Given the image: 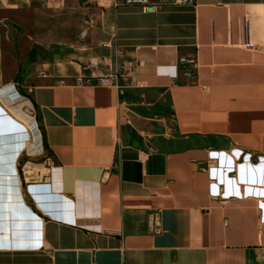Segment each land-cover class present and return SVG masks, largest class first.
<instances>
[{
  "label": "crops",
  "instance_id": "obj_1",
  "mask_svg": "<svg viewBox=\"0 0 264 264\" xmlns=\"http://www.w3.org/2000/svg\"><path fill=\"white\" fill-rule=\"evenodd\" d=\"M89 1L0 0L59 23L32 63L0 26V264H264V0ZM134 89L188 145L142 147L138 118L124 131ZM34 119L38 180L20 171Z\"/></svg>",
  "mask_w": 264,
  "mask_h": 264
},
{
  "label": "rangeland",
  "instance_id": "obj_2",
  "mask_svg": "<svg viewBox=\"0 0 264 264\" xmlns=\"http://www.w3.org/2000/svg\"><path fill=\"white\" fill-rule=\"evenodd\" d=\"M91 2H96V0L89 1V7H93ZM83 5V2H81ZM46 6V5H45ZM41 8L36 4V8ZM75 11L78 9L71 8ZM92 12V11H89ZM89 12H87V17ZM5 18L4 23L0 24L3 30L6 32L8 42L12 45V37H15V45L13 48L17 50V53L21 56V53L27 51L28 60L30 63L34 61H41L47 58V53L44 49L37 47L33 39H50L51 35L54 34L52 31L53 27L58 25V22L52 21L50 17L49 20L46 18H34L31 15L30 9H19L15 12L5 11L0 13ZM86 16H82L81 24ZM41 20V22H39ZM47 21L49 23H47ZM13 31V33H11ZM52 31V32H51ZM26 57V55H25ZM26 62V61H23ZM126 103L124 104L123 110V129L129 132L130 128L133 127L132 124L138 122V128L144 133L148 132L149 135L141 142V146L147 149H160V150H175L183 148L188 145L185 141L177 138H167L164 133L169 131V128L174 127L173 117L169 115L168 107L165 103L157 101L154 105H150L151 102L157 100V93L151 92L143 89H134L124 94ZM143 114V115H141ZM161 116L163 119L161 122ZM131 120V123L128 121ZM139 120V121H138ZM31 128V124L29 125ZM134 128V127H133ZM152 134V135H150ZM35 138V137H34ZM31 151L29 155H25L20 163V171L25 172L30 179H40V172H46V163L49 161L48 151L46 148L37 149L35 141L29 145ZM43 152V153H41Z\"/></svg>",
  "mask_w": 264,
  "mask_h": 264
},
{
  "label": "built area",
  "instance_id": "obj_3",
  "mask_svg": "<svg viewBox=\"0 0 264 264\" xmlns=\"http://www.w3.org/2000/svg\"><path fill=\"white\" fill-rule=\"evenodd\" d=\"M114 5L118 6L120 4H127V5H141L143 7L144 10L147 9V4L149 0H110ZM180 1H189V2H193V0H180ZM92 19L87 18L85 19V23L83 25V28L81 30V38H85L88 35V30L89 27L92 26ZM245 46L247 48H253V43H251L249 40L246 42ZM194 58H190V57H182L180 59V65L184 71V73L187 76L193 77L195 75V66H194ZM42 76L47 77V74L45 72L41 73ZM101 82L104 81V79L99 80ZM95 81L93 78L91 77H85V76H81L78 78L77 83L78 84H93ZM22 98H24L23 95H20ZM32 128H30V134L31 136L40 137V148H42V150H44V145H43V141H42V134H41V130L39 127V123L37 122L36 119H34V122L31 123ZM156 219V218H155Z\"/></svg>",
  "mask_w": 264,
  "mask_h": 264
},
{
  "label": "trees",
  "instance_id": "obj_4",
  "mask_svg": "<svg viewBox=\"0 0 264 264\" xmlns=\"http://www.w3.org/2000/svg\"><path fill=\"white\" fill-rule=\"evenodd\" d=\"M131 135L133 138H137V133L134 130H131Z\"/></svg>",
  "mask_w": 264,
  "mask_h": 264
},
{
  "label": "bare ground",
  "instance_id": "obj_5",
  "mask_svg": "<svg viewBox=\"0 0 264 264\" xmlns=\"http://www.w3.org/2000/svg\"><path fill=\"white\" fill-rule=\"evenodd\" d=\"M30 121H31V120H30ZM30 121H29V122H30ZM29 122H25V123H28V124H29Z\"/></svg>",
  "mask_w": 264,
  "mask_h": 264
}]
</instances>
